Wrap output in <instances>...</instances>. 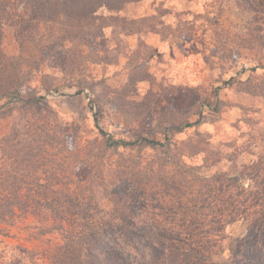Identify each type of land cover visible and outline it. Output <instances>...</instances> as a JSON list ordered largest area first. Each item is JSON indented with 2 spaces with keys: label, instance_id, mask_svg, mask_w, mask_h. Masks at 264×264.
<instances>
[{
  "label": "trees",
  "instance_id": "obj_1",
  "mask_svg": "<svg viewBox=\"0 0 264 264\" xmlns=\"http://www.w3.org/2000/svg\"><path fill=\"white\" fill-rule=\"evenodd\" d=\"M140 1L0 0V122L18 112L37 116L0 131V235L30 219L35 239H59L40 252H1L0 264H264V153L236 173L212 176L180 155L175 161L172 137L201 117L168 126L161 142L141 134L115 139L94 116L98 138L68 144L65 125L23 89L43 56H61L74 69L88 60L81 47L89 35L108 28L141 33L145 20L113 14ZM232 1L250 23L264 20V0ZM7 31L12 54L3 47ZM80 86L91 87L86 79ZM150 204L168 217L143 218ZM237 221L246 222L245 236L231 261L215 262L226 227Z\"/></svg>",
  "mask_w": 264,
  "mask_h": 264
},
{
  "label": "rangeland",
  "instance_id": "obj_2",
  "mask_svg": "<svg viewBox=\"0 0 264 264\" xmlns=\"http://www.w3.org/2000/svg\"><path fill=\"white\" fill-rule=\"evenodd\" d=\"M113 14L129 22L145 20L146 26L130 35L119 28L89 35L81 47L88 60L74 69L65 67L61 56H43L24 84L25 93L42 98L41 107L65 125L68 144L98 138L94 116L115 139L141 134L161 142L168 126L201 117V124L172 137L169 154L175 161L180 155L212 176L236 173L264 153V20L250 23V15L232 0H141ZM3 47L16 52L9 31ZM92 56L95 62L89 63ZM83 79L91 87L81 91ZM23 117L37 116L14 113L0 122L1 133ZM144 154L150 161L154 152ZM152 204L143 218L168 217ZM31 227L29 219L8 237L0 235V253L10 258L16 247L40 252L58 242L56 234L35 239ZM246 232L244 221L227 226L215 262L231 261Z\"/></svg>",
  "mask_w": 264,
  "mask_h": 264
}]
</instances>
